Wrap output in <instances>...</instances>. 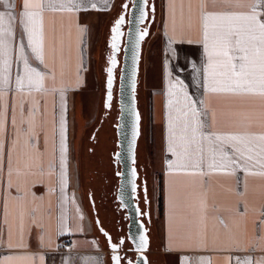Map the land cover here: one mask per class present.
<instances>
[{
	"label": "crops",
	"instance_id": "1",
	"mask_svg": "<svg viewBox=\"0 0 264 264\" xmlns=\"http://www.w3.org/2000/svg\"><path fill=\"white\" fill-rule=\"evenodd\" d=\"M8 3L0 0V11H11L17 20L13 36L6 37L8 84L0 80V264H112L107 228L94 199L96 190L83 186L78 178L74 184V171L81 176L87 154H82L81 146L78 150L83 137L76 146L73 143L70 107L71 95L91 85L99 102L84 128L99 116L102 77L98 67H92V49L102 34L91 36V30L103 25L104 31L116 14L117 0H83L81 9L73 12L45 11L43 63L29 46L19 20L22 0ZM159 4L162 50L156 66L157 86L150 94L149 121L154 144L158 137L157 159L162 161L148 225L150 264L159 259L163 264H237L245 258H264V176L239 169L228 174L219 170V163L217 170L210 171L206 141L201 165L204 175L168 168V162L176 160L168 151L169 114L174 144L182 151L179 136L186 108L181 88L197 101L204 134L264 133V97L209 93L199 0H159ZM227 10L243 12L247 8ZM36 27L39 31L38 24ZM21 44L29 66L45 75L39 90L27 81L23 91L17 90L16 79L24 76ZM3 59L0 57V76ZM148 82L146 76L145 92ZM170 82L175 85L171 97ZM201 100L205 103H199ZM62 139L67 147L66 170L61 165ZM225 151L233 153L227 145ZM251 170L261 171L259 165ZM68 244L73 247L66 248Z\"/></svg>",
	"mask_w": 264,
	"mask_h": 264
},
{
	"label": "snow or ice",
	"instance_id": "2",
	"mask_svg": "<svg viewBox=\"0 0 264 264\" xmlns=\"http://www.w3.org/2000/svg\"><path fill=\"white\" fill-rule=\"evenodd\" d=\"M8 3V0H5ZM83 0H22V13L19 17L23 31L27 34V40L36 58L43 63V17L45 11H67L80 10ZM8 7L12 8L11 3ZM95 8V4H92ZM246 7L247 11L238 12L227 9ZM199 11L203 22V47L207 57L205 71L207 73L206 90L209 93H234L258 95L264 97V0H199ZM17 16L11 11H0V57L3 59V75L0 76L4 85L8 84L9 44L6 37L13 36V24ZM123 18L113 29L112 48L116 49L120 35V24ZM37 24L39 31H37ZM146 33H141V39ZM21 58L24 63V76L17 77L16 86L18 91H23L25 82L29 86L36 85L37 90L43 87L45 75L35 68L29 66L27 57L24 56V46L20 47ZM115 58L112 64L115 66ZM195 67V65H193ZM111 77L112 69H108ZM177 83L182 84L181 81ZM112 80L108 81L111 89ZM175 85L169 84V96L173 95L172 88ZM184 95L186 111L184 113L183 126L179 140L182 151H177L174 144L175 129L171 114H169V147L168 151L176 157L175 161L168 162L171 171H184L189 175H204L201 165L204 161L203 142H207V153L209 156L208 168L210 171L224 170L228 174H234L237 169L250 175L264 176V133H234V134H204L205 127L201 120L202 113L197 109V101L193 100L186 89L181 88ZM109 101L111 93L109 91ZM169 109L173 101L169 100ZM204 104V101H199ZM110 106V105H109ZM139 113H137V122ZM63 135V118H62ZM138 134V132H137ZM195 145V151L192 146ZM230 146L233 153L225 151ZM3 145L0 144V152ZM67 147L63 139L61 141V165L67 166ZM219 156V161H217ZM259 165L261 171L253 172L251 169ZM11 175V173H10ZM63 175H66V171ZM66 182V181H65ZM227 227V225H225ZM107 236V233H105ZM109 239H111L109 237ZM113 244V250L118 245ZM11 247V245H9ZM23 246V245H18ZM146 246V239L140 238L139 248ZM11 259V257L9 258ZM116 264H119L120 257H114ZM210 264V262H209ZM237 264H264V258L255 260L245 258L238 260Z\"/></svg>",
	"mask_w": 264,
	"mask_h": 264
},
{
	"label": "rangeland",
	"instance_id": "3",
	"mask_svg": "<svg viewBox=\"0 0 264 264\" xmlns=\"http://www.w3.org/2000/svg\"><path fill=\"white\" fill-rule=\"evenodd\" d=\"M151 2L149 5H151ZM121 3H123V0H117L115 7V11L117 14H115L112 17L109 24L108 23L106 24L104 31H103V25L92 26L93 30H91V36L92 34L94 36L95 34L98 33H99L98 36L102 34L101 41L93 45V49H92V55H93L92 67H94L96 70L98 67L99 73H101V77H102V84H101L102 109L99 112V116H97V118L95 117L96 119L94 120L93 124L90 125V127L87 126L86 128H84L87 122H89L91 116L94 114L96 103L99 102V96L93 91L91 85L88 88H86L83 92L74 93L71 95V107H70L71 124H72L71 137L73 138V143L76 146L77 144L80 143V140L83 137V141L81 140L78 150L80 151V146H81L82 154L84 153L87 154L86 164L83 165L82 169L80 167L81 176L78 177L76 169L74 171V184H77L79 180L80 182L82 180L83 186H89V187L92 186L96 190V192H94L95 193L94 199L97 205L96 207L98 209L99 217L103 219L105 227L109 230L110 229L113 230L114 233H115L114 222L117 219V216H116V210L114 209V202H113L114 200L113 199L109 200L110 198L109 196L110 193H113V186L116 183L113 175L114 169L112 164V159H113L112 153H114L115 150L117 149L115 145L117 141V136H116V128L114 127V125L117 123L115 118L118 111L115 110V107L113 105L114 101H112L111 104L112 106L110 110H107L103 106V103H104V94H106V79L108 76L107 72L110 67V61H112V58H108V56L110 55V47L108 43L110 39L109 36L110 26L112 25L113 21L118 17V14L120 13ZM154 4H155V12L151 14L155 19V24L153 25L152 29H150L149 37L147 38L146 42L143 43V54H142V61L140 64L139 84H138V92H137L138 107L142 116L141 136L137 147V149L139 150V155H138L139 168L137 167V170H139V172L141 173V177H144L145 179L142 184L143 194H145L147 198L144 207L147 209V212L149 213L150 222H151L150 213L151 211L153 213L154 210L153 205L155 204L154 195L157 192V188H158L157 171L159 170L162 161V159L161 160L157 159L158 158L157 151L159 150L158 140H157L158 137L157 139L155 138L157 144H154V135L153 132L151 133L152 128L150 126V121H149L150 94L153 92V89L156 88L157 86L158 71L156 66L159 65L161 59L160 57H161L162 37H163L162 26L161 24H159V17H160L159 0H154ZM90 18H94V17H90ZM91 43H94V40H92ZM117 57L119 61H121L120 57L119 56ZM146 76L149 77V82H148V86L146 85V92H145L144 80ZM116 77H117V72H116ZM151 79H153V82L150 84ZM115 90H114V94H115ZM111 110H113L111 114L112 116L110 117L108 122L105 123L106 126L104 131L100 133V135H98V139L100 143L95 145L90 140V138H91V134L93 133L92 131L99 124L100 113L102 114V112L103 113L110 112ZM89 149H92L93 153H91ZM79 151L77 153V157L79 156ZM89 153L91 154L89 155ZM98 153L100 156H98ZM91 155H93L92 158ZM101 157L104 158V160L102 159L103 163L99 160ZM149 158H150V162H149ZM88 159H90V161H88ZM97 167L100 169L99 173L96 171L98 170ZM89 168L91 169L90 173H88L90 171ZM138 187H140V185H138ZM106 196L107 199H104V197ZM85 197L88 198V193H85ZM149 204L151 209L149 208ZM104 209H107L110 215L108 214L107 216V214L103 211ZM150 222H148L149 225ZM107 233L111 237L112 245L116 244L112 238V235L109 232ZM130 245L129 247H131ZM124 251L127 252V249H124ZM117 252L120 255H122L123 253L120 247ZM161 263L162 262H160V259L158 261H155V264H161ZM122 264H124L123 259H122Z\"/></svg>",
	"mask_w": 264,
	"mask_h": 264
},
{
	"label": "water",
	"instance_id": "4",
	"mask_svg": "<svg viewBox=\"0 0 264 264\" xmlns=\"http://www.w3.org/2000/svg\"><path fill=\"white\" fill-rule=\"evenodd\" d=\"M150 0H134L133 6L128 12V30L125 31L126 43L123 47L124 55L121 61L118 59V53H120V47L123 43H118L116 51L113 53L115 58V66H113L112 61H110V67L112 69L111 77L109 72L106 79V94L104 107L107 110L111 109V104L114 98V86L116 82V68L121 64V75H120V85H119V107L120 116L118 119V124L116 126L117 138H118V151L115 155V160L119 161L122 166L121 172L118 174L120 178L119 190H118V200L122 204V209L127 211V216L129 218L127 237L131 244V251L135 253L134 260H128L127 264H150L149 257L147 253L150 250L151 240L149 236V228L146 223L142 220L143 214L137 200L138 191V177L139 173L137 170V147L141 136V122L142 116L138 107V84H139V74H140V64L142 61L143 54V43L149 37L150 26L148 28H143L149 17V13L155 12L154 0H151V5H149ZM150 6V9L148 8ZM124 18V23L127 24L126 17ZM141 33H146L141 39ZM124 35V34H123ZM122 40V37H121ZM122 42V41H121ZM112 44H109V47ZM111 78L112 85L111 89L108 87V81ZM109 91L111 93V100L109 101ZM110 105V106H109ZM137 113H139V121L137 122ZM138 132V134H137ZM117 163V162H116ZM146 191V190H145ZM94 205V202H93ZM148 221L150 222L149 213L146 214ZM99 224V222H98ZM110 250L112 252L111 261L112 264H116L114 259L115 256L120 257L119 264H122V259L124 255H120L117 250H113L112 241L109 239ZM144 237L146 239V246L141 250L139 248L140 238ZM111 238V237H110Z\"/></svg>",
	"mask_w": 264,
	"mask_h": 264
},
{
	"label": "flooded vegetation",
	"instance_id": "5",
	"mask_svg": "<svg viewBox=\"0 0 264 264\" xmlns=\"http://www.w3.org/2000/svg\"><path fill=\"white\" fill-rule=\"evenodd\" d=\"M133 1L134 0H123V3H121V10H120V13L118 14V17L113 21L112 25L110 26V35H109L110 39H109L108 43L112 44L113 43V37L116 35L115 32L113 31V29L116 27L117 23L121 20V18L126 17V19H127V24L124 23V18H123V23L120 24V28H119L120 35H119V38H118V41H117V47H118V43H123V45L120 47L121 51H120V53H118V56L121 59V63H122V59H123V55H124L123 47H124V45L126 43L125 31L128 30V16H129L128 12H129L130 8L133 6ZM150 2H151V0L149 1V4H150ZM151 21H152V25L150 26V29H152L153 25L155 24V19L152 16V14L149 13V17L147 19L146 24L143 26V28L144 29L148 28L149 27V23H151ZM121 37H122V40H121ZM146 40H145V42H146ZM115 51H116V49H113L112 46H110V55L108 56V58H113V53ZM111 53H112V55H111ZM116 72H117V80H116L115 86H114V90L115 89L116 90H115V94H114L115 95L114 96L115 99L113 98L114 99L113 100L114 101L113 105L115 107V110L118 111V112H117L116 118H115V120L117 122L114 125L115 128H116V126L118 124V119H119V116H120V107H119L118 93H119V85H120V81L119 80H120V75H121V64L119 65L118 68H116ZM112 111L113 110H111L110 112L102 113L101 118L99 120V124L94 128L93 133L91 134V141H93V143L95 145L100 143L99 139H98V135H100V133H102L104 131L105 126H106L105 123L108 122V120L112 116L111 115ZM116 136H117V131H116ZM117 143H118V138H117V141H116V144H115L117 149L115 150L114 153H112V157H113L112 164H113V169H114L113 175H114V179H115L116 183L113 186V193H110V196H109L110 197L109 200H112V199L114 200L113 201L114 202V209L116 210L117 219L114 222L115 233L111 229L110 230L106 229V230H107V232H109L112 235V238H113V240H114V242L116 244L119 241H123L122 244H119V247H120L121 251L123 252L122 255H124L123 262H124V264H127L128 260H134L135 259V253H133L131 251L132 247H129L130 243H129L128 237H127L128 224H129V218L127 216V211L123 210L121 208L122 204L118 200V190H119V182H120V178L118 177V174L121 172L122 166H121V163L119 161L115 160V155H116V153H117V151L119 149L118 146H117ZM138 155H139V150L137 151V163H136L137 167H138V164H139ZM98 156H100L99 153H98ZM102 159L104 160V158H102V157L99 160L103 163ZM138 172H139V170H138ZM144 180H145L144 177H141V173L139 172V177H138L137 183H138V185H140V187H138L137 200L136 201L139 203V206H140V208L142 210V214H143L142 220L146 223V225L148 227V225H149L148 222L149 221H148V218L146 216L147 209L144 207L147 198H146V195L143 194V185H142ZM104 190H105V188H104ZM104 199H107V196L104 197ZM104 211H105V213L108 216V214H109L108 210L104 209ZM124 249H127V252H125Z\"/></svg>",
	"mask_w": 264,
	"mask_h": 264
},
{
	"label": "built area",
	"instance_id": "6",
	"mask_svg": "<svg viewBox=\"0 0 264 264\" xmlns=\"http://www.w3.org/2000/svg\"><path fill=\"white\" fill-rule=\"evenodd\" d=\"M65 247H66V248H72L73 245H72V244H68V245H66Z\"/></svg>",
	"mask_w": 264,
	"mask_h": 264
}]
</instances>
